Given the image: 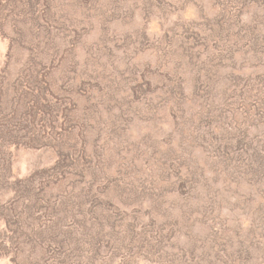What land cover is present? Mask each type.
<instances>
[{
  "label": "rangeland",
  "instance_id": "rangeland-1",
  "mask_svg": "<svg viewBox=\"0 0 264 264\" xmlns=\"http://www.w3.org/2000/svg\"><path fill=\"white\" fill-rule=\"evenodd\" d=\"M100 1L103 5H98V10H93L94 7L87 9L89 23L84 27L80 24L79 27L72 21L82 17L86 12L85 9L77 2L64 0V6L61 5L60 11L76 13L72 15L73 20H67V26L69 30L75 27L80 29V36L71 39L69 37L71 33L59 31L56 25V30L50 33V41H47L48 37L44 40L41 24L31 22L33 15L26 6V0H0V96L3 95L4 99L10 102L12 93H15L14 85L22 74L25 75L24 69L28 68L27 63L30 59L34 57L35 61H48L52 52H55V57L58 59L61 57L65 68L66 65H75L90 69L99 74V77L111 79L109 83L112 85L111 89L115 90V96L121 99H117L119 105L114 106L115 109L109 113L110 116L123 113L125 118H132V121H128L126 129L119 127L120 132L116 135H109L110 129L105 128L100 131L101 136L97 134L98 129L89 131L87 147L89 150L94 148L97 154L93 159H79V167L75 168L77 171L83 170L85 166L89 171L93 166L98 169L102 166L115 180L113 182L115 185L122 182L123 177L128 179L129 183H133L139 180L141 175L134 174V170L140 167L143 169L152 163H165L166 158L163 155L168 154L169 150L179 152L178 131L180 130L177 128L185 125V121L195 127V131L198 130V126L201 130L208 129L207 121L203 116L209 105H206V102L202 103L200 95L196 94V98H189L193 94L194 77L198 71L205 73L208 70L216 79V85H212V96L209 97L215 106L224 109L223 106L231 108L238 104L244 105L243 108H251L250 104L254 101L251 98L252 93L258 90L257 86H261L264 77V7L262 5L256 2L246 3L242 6L239 21L237 19L233 21L232 31L235 34L233 40L231 39L232 45L228 47L234 56L230 57L223 53L222 57H211L215 60L208 61L210 57L206 54H211L213 51L210 48L205 49L204 45L201 51H205L203 55L206 57H193L196 64L192 61L188 62L187 57H183L182 69L181 65H178L179 54L182 53L178 42L183 27L189 22H194L196 27L206 25L208 22L202 19L201 10L210 19H214L224 0ZM100 13L103 14L102 21L99 18ZM254 24H257L259 27L257 29L262 34L257 43L249 42L247 36L249 27ZM223 50L228 48L224 47ZM202 63L205 64H203L204 68H200ZM178 68H180L177 71L178 75L181 72L184 77L182 83L186 95L181 106L170 112L166 111V108L172 107L171 103H174V100H168L162 105H155L157 107L155 112L147 111V100L157 99V96L172 88L173 85L171 86L170 83L175 82V78H180L174 73ZM236 75L237 77L231 80ZM238 77L240 79H237ZM237 80L238 84H236ZM144 83H147V88H144L146 87ZM137 85L143 88L144 93L140 94L141 90H139V94H134L133 90H136ZM104 87H108V84H104ZM227 108L225 111L229 115ZM252 108L247 114L239 113L237 118L236 115L234 118L235 121L239 119V124L241 118L242 123H251L248 132L251 138L256 137L258 141L264 136V124L257 122L260 118L255 115ZM239 109L241 110V107ZM102 112L107 114L105 107ZM172 121L174 122L171 123ZM230 122H233V119L227 117L225 124L230 125ZM212 126L216 128L215 132H218L222 122L219 121V124L214 123ZM231 128L233 126L230 125L229 129ZM187 144L190 150L187 158L200 164L204 163L199 167L205 166L204 174L210 175L212 161L206 162L210 169L205 163L209 155L204 142L192 139V142L189 141ZM4 145L1 143L0 148V174H2L0 208L9 203L19 205L23 203L21 196L24 197L25 193L20 194V192L28 182L27 179L32 180L30 191L36 192L41 184L43 189L40 192L44 195H52L51 198L60 193L63 189L61 184L66 178L72 179V176L66 177L59 184L58 181L47 178L46 174L58 160L53 147L31 149L26 148L21 142L17 147L6 145L7 149L3 150ZM135 164L137 166L133 168ZM75 165L71 167H76ZM261 167L259 172L255 166L250 165L246 168L247 173L244 176L240 175L239 180L228 169L219 171V179L214 184V188L219 191L220 207L209 216L216 219L214 223L222 224V227L226 228L227 236L223 235V241L217 239L218 249H210L211 243L207 239L209 235L205 236L211 222L207 221L203 224L196 221L193 236H200V239L195 251L186 250L189 249L188 245L191 241L183 232L178 231L174 232L172 238L168 239L163 247L161 246L163 251H160V254L148 256L142 252V249H136L135 239L140 233V225L150 223L152 215L156 216V210H150L154 199L153 191L166 188L172 181H176L172 170L170 172L165 163L159 170L160 182L157 187L151 189L147 186V182L143 185L139 181L130 202L116 198L112 205L107 206L108 213L99 214L103 221L115 220L119 226L118 237L111 238V244L118 245L123 241L128 245L125 252L120 249L121 254L115 256L113 262L123 264L122 259H125L123 260L125 264H184V262L240 264L248 257L249 264H264V164ZM100 180L104 181V178L100 176ZM49 181L53 184L45 187ZM109 185L111 183H108ZM18 195L19 197L16 198ZM170 199H173V196H169L168 200ZM261 208L262 210H259ZM116 211H123L124 214L116 218L111 217ZM80 225L85 229L86 237L79 241L85 243L87 237L92 236L96 228L88 224ZM72 227L73 231L70 230V235L81 239L79 229L75 225ZM26 235L15 233L12 225L6 226L4 220H0V264H47L43 255L45 249L39 240L36 236L33 238L28 233ZM205 240L207 245L203 250L202 245ZM80 243L78 246L83 252L88 243ZM219 244L225 245L224 251L223 246L219 248ZM102 251L107 250L102 248ZM206 251H210L209 254L205 253ZM102 261L105 259L96 258L91 264H103ZM165 261L167 262L164 263ZM82 264L89 263L83 261Z\"/></svg>",
  "mask_w": 264,
  "mask_h": 264
},
{
  "label": "trees",
  "instance_id": "trees-1",
  "mask_svg": "<svg viewBox=\"0 0 264 264\" xmlns=\"http://www.w3.org/2000/svg\"><path fill=\"white\" fill-rule=\"evenodd\" d=\"M63 1L26 0V6L33 15L31 22L41 24L44 40L47 37L46 40H49L51 31L56 30V25L59 31L71 33L69 36L71 39L80 36V29L75 27L70 31L67 26V20H73L72 15L76 13L61 12L60 8L64 6ZM70 1L71 3L77 2L86 11L82 17H77L76 21H72L79 27L80 24L84 27L89 23L86 15L89 7L98 10V5H103L100 0ZM225 1L230 5L228 6ZM255 2L264 7V0H224L214 19H210L201 10L202 19L208 22L206 25L196 27L194 22L185 24L178 42L182 49L178 62V65H181L180 68H182L183 57H187L188 62L195 63L193 57L208 55L207 57H210L208 61H211L215 60L211 57H222L223 53L230 57L234 56L228 47L232 45L231 39L233 40L235 34L232 31V23L235 19L239 21L241 18L239 14L242 12L243 5ZM99 18L102 21L103 14L99 15ZM257 28H259L257 24L249 27L247 35L249 42L257 43L261 38V31ZM204 45L205 49L210 48L213 52L203 55L205 51H201V47ZM224 47H227L228 50H223ZM55 54L52 52L48 61H35L36 59L32 57L27 63L28 68L24 69L25 75L22 74L14 85L15 93H12V100L7 102L3 95L0 96V148L1 143L9 147H17L21 142L26 148L31 149H44L51 146L55 149L58 160L46 174L47 178L58 181V183L66 177L72 176V179L66 178L65 182L59 183L63 189L54 198H51L52 195L48 196L40 192L43 189L41 184L36 192L30 191L32 180L27 179L28 182L20 192V194L25 193L24 197L21 196L23 203L21 205L9 203L5 207L2 206L0 220L3 219L6 226L12 225L14 232L19 235L25 236L28 233L33 238L36 236L45 249L43 255L47 264H82L83 261L91 264L96 258L105 259L102 261L103 264H115L114 257L121 254L120 249L125 252L128 245L123 241L118 245L111 244V238L118 237L119 226L115 220L103 221L99 214L108 213L107 206L112 205L116 198L130 202L139 181L143 185L144 182H147V186L151 189L157 187L160 182L158 180L159 170L167 163L168 170L170 172L172 170L177 182L172 181L167 186L168 188L153 191L154 199H152L150 210H156V216L152 215L150 223L140 225V233L135 239L136 249H142L145 255L155 256L163 251L161 246L163 247V244L172 238L174 232L181 231L191 241L188 245L189 249L186 250L195 251L200 239V236H193L196 221L203 224L207 221L211 222L205 236L209 235L207 239L211 243L210 249H218L216 248L217 239L220 238L223 241V235L227 236L226 228L222 227V224L214 223L216 219L209 216H211V212H215L220 207V203H218L219 191L214 188V184L219 179V171L228 169L239 180L240 175L244 176L247 173L246 168L250 165L259 170L264 164V136L258 141L256 137L251 138L250 132H248L251 123H242L241 118L239 124V119L235 121L234 118L235 115L237 118L239 113L247 114L254 106L252 109L255 115L260 118L257 122L264 124V77L261 86H257L258 90L252 93L251 98L254 101L250 104L251 108L244 107V109V105L237 104L235 107L223 106L224 109H221L220 106L214 105L213 100H209V97L212 96V85H216V79L208 70L205 73L197 72V67L193 94L189 95V98L193 99L196 98V94L200 95L202 103L206 102V105H209L203 116L207 121L208 129L201 130L198 126V130L195 131V127L188 125L185 121V125L177 128L180 130L178 131L180 133L179 152L169 150L168 154L163 155L166 158L165 163H152L143 169L140 167L134 170V174H141L139 180L129 183L128 179L123 177L124 180L115 185L113 183L115 180L107 174L108 170L102 166H99V169L93 166L91 171L87 166L79 171L75 168L79 167V159H93L97 154L94 152V148L89 150L87 147L89 131L98 129L99 133L97 134L101 136L100 131L105 128L110 129L109 135H116L120 132V128L126 129L128 121H132V118H125L123 113L110 116L109 113L115 109L114 106L119 105L117 99H121L116 97V91L111 89L112 85L109 84L111 79L99 77V74L94 71L75 65H66L65 68L61 57L58 59ZM203 64L200 68H204ZM180 68L174 72L180 78H175V82L170 83L171 86L173 85L172 88L157 96V99L147 100V111L155 112L157 109L155 105H162L164 101L167 103L168 100H174V103H171L173 108L167 107L166 111L170 112L181 106L186 95L183 91V74L179 72L180 75H178L177 73ZM236 77L237 75L233 76L231 80ZM103 83L108 84V87L105 88ZM144 84L146 85L144 88H147V83ZM236 84H238V80ZM142 89L137 85L133 92L139 94V90H141L140 94L144 93ZM126 105H128L127 101ZM103 107L107 111L106 115L102 112ZM226 108L230 112L229 115L225 111ZM227 117L233 119V122H230V125L233 126L231 129H229L230 125L225 124ZM219 121L222 122V126L219 127L218 132H215L216 128L212 125L219 124ZM112 131L114 132L111 133ZM192 139L204 142L209 155L205 163L209 160L212 161V169L206 163L212 170L210 175L204 174L203 167L205 166L199 167L204 163L200 164L187 158L190 153L187 143L192 142ZM6 145L3 150L7 149ZM149 157L151 156L149 155ZM72 165L76 167H71ZM136 166V164L133 165V168ZM100 176L104 178V181L100 180ZM1 181L2 174H0ZM108 183L111 185L108 186ZM49 184L53 183L49 181L45 187ZM169 196H173V199L168 200ZM18 197L19 195L16 196V198ZM134 201L135 199L132 202ZM120 212L116 211L115 215H111V217L116 218L120 214H124L123 211ZM81 223L96 228L93 230V235L87 237L85 243L79 241L86 237L85 229L81 227ZM72 225L79 229L81 239L70 235V230L73 231ZM28 230L30 233L24 232ZM79 243H88L83 252L78 246ZM72 245L75 246L72 247ZM206 245L205 240L202 245L203 250L206 249ZM218 246L219 248L223 246V251L225 250L224 244ZM102 248L107 251L103 252ZM209 252L205 253L209 254ZM247 259L248 257L240 264H249L250 259ZM123 260L125 259H122V263L125 264Z\"/></svg>",
  "mask_w": 264,
  "mask_h": 264
}]
</instances>
